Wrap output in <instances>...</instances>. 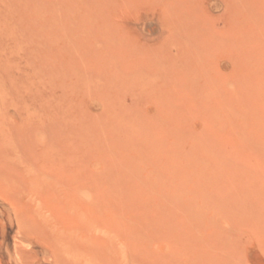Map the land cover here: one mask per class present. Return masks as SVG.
I'll return each instance as SVG.
<instances>
[{
  "label": "rangeland",
  "instance_id": "obj_1",
  "mask_svg": "<svg viewBox=\"0 0 264 264\" xmlns=\"http://www.w3.org/2000/svg\"><path fill=\"white\" fill-rule=\"evenodd\" d=\"M0 174V264H264V0H0Z\"/></svg>",
  "mask_w": 264,
  "mask_h": 264
},
{
  "label": "bare ground",
  "instance_id": "obj_2",
  "mask_svg": "<svg viewBox=\"0 0 264 264\" xmlns=\"http://www.w3.org/2000/svg\"><path fill=\"white\" fill-rule=\"evenodd\" d=\"M1 175V174H0ZM3 176V175H2ZM101 197V196H100ZM13 205V204H12ZM91 209V208H90ZM21 229V228H20ZM48 237V236H47ZM51 237V236H50ZM50 241V240H49ZM67 243H69V242H67ZM71 245V244H70ZM69 245V246H70ZM74 245V244H73ZM52 247H53V245H52ZM74 247V246H73ZM70 248V247H69ZM80 248V247H79ZM16 249V248H15ZM63 250V249H62ZM75 252H77V251H75ZM55 253V252H54ZM74 253V252H73ZM59 254H61L60 252H59ZM77 254V253H76ZM17 255V254H16ZM54 257V256H53ZM75 257V256H74ZM23 258V257H22ZM68 258H70V257H68ZM82 258H84V257H82ZM19 259V258H18ZM55 259V258H54ZM22 261V260H21ZM69 263V261L67 262V264Z\"/></svg>",
  "mask_w": 264,
  "mask_h": 264
}]
</instances>
